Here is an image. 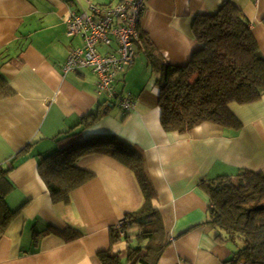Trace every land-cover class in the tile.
<instances>
[{
  "label": "crops",
  "instance_id": "crops-1",
  "mask_svg": "<svg viewBox=\"0 0 264 264\" xmlns=\"http://www.w3.org/2000/svg\"><path fill=\"white\" fill-rule=\"evenodd\" d=\"M122 1L0 0V76L14 90L0 100V167L14 163L5 200L19 211L0 228V264H101L99 255L107 251L125 257L129 243L113 244V228L144 204L130 169L107 155L82 157L77 166L92 178L61 203L40 176L41 159L74 129L86 138L118 136L144 155L166 232L155 264H225L233 258L231 244L222 243L209 223L211 203L202 184L243 170L264 173V96L231 106L239 130L204 124L190 133L167 132L157 80L169 65H188L201 49L193 36L197 17L217 14L228 1L249 21L264 55V0H146L139 24L144 38L136 43L134 64L117 78V89L136 101L130 113L97 93L91 69L63 73L70 52L83 46L81 37L68 36L70 15ZM116 47L113 40L98 51L114 53ZM107 106L96 123L79 127Z\"/></svg>",
  "mask_w": 264,
  "mask_h": 264
},
{
  "label": "trees",
  "instance_id": "trees-1",
  "mask_svg": "<svg viewBox=\"0 0 264 264\" xmlns=\"http://www.w3.org/2000/svg\"><path fill=\"white\" fill-rule=\"evenodd\" d=\"M193 36L201 49L193 53L188 65H169L157 80L162 126L167 132L183 134L204 124L239 130L242 123L231 106L252 104L264 96V55L250 23L237 6L228 1L217 14L197 17ZM13 95V88L0 76V100ZM109 109L107 106L103 112L89 114L79 127H89L91 119L96 123ZM75 131L59 137L58 150L39 163L40 176L53 201L67 202L75 190L92 178V174L78 168L80 158L93 154L114 158L134 173L144 204L124 217V237L113 228V244L121 240L129 243L125 257L107 251L99 255V260L101 264H155L166 246V232L154 204L157 193L144 155L136 145L118 136L86 138ZM14 169V163L0 167L2 229L7 228L19 212L12 211L5 200L13 189L8 176ZM202 185L211 203L209 223L217 230L219 240L233 247V258L225 264L241 261L264 264V173L243 170L236 177H219Z\"/></svg>",
  "mask_w": 264,
  "mask_h": 264
},
{
  "label": "built area",
  "instance_id": "built-area-1",
  "mask_svg": "<svg viewBox=\"0 0 264 264\" xmlns=\"http://www.w3.org/2000/svg\"><path fill=\"white\" fill-rule=\"evenodd\" d=\"M146 7V0H123L115 6L91 5L88 11L73 12L67 21L68 36L81 37L83 46L70 52L63 73L91 69L98 79L97 93L126 113L134 112L137 104L130 94L117 89V78L135 62L139 24ZM113 40L117 45L114 53L98 51L99 46H110ZM125 223L123 218L114 226L121 237L125 236Z\"/></svg>",
  "mask_w": 264,
  "mask_h": 264
}]
</instances>
